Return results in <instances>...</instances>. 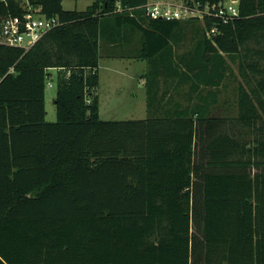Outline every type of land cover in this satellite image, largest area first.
Masks as SVG:
<instances>
[{"label":"trees","instance_id":"obj_1","mask_svg":"<svg viewBox=\"0 0 264 264\" xmlns=\"http://www.w3.org/2000/svg\"><path fill=\"white\" fill-rule=\"evenodd\" d=\"M63 1L0 0V23L63 22L27 51L0 43V264H264V0H239L228 22L150 18L148 0ZM196 19L201 42L177 54L176 31ZM136 33L152 60L148 115L104 120L100 59ZM229 61L242 79L218 114Z\"/></svg>","mask_w":264,"mask_h":264},{"label":"rangeland","instance_id":"obj_2","mask_svg":"<svg viewBox=\"0 0 264 264\" xmlns=\"http://www.w3.org/2000/svg\"><path fill=\"white\" fill-rule=\"evenodd\" d=\"M93 1L94 0H64L63 6L67 10H85L93 3ZM22 2L27 4L28 0H22ZM226 2L230 3L231 0H226ZM32 8L36 10L34 7ZM182 27H184L185 31L177 30L175 36H178V34L184 35V32L186 33V40L183 42L186 45L180 49V51L183 52L192 49L196 43L201 42L199 35L202 33L204 26L202 19H196L189 20L187 25H183ZM200 36L203 38V33ZM174 42H177L176 37H174ZM132 62L133 64L130 66L124 59L114 60L105 58L103 51V57L101 59L100 66L102 82L101 87L98 89L100 98V115L102 119H140L147 116L144 97L146 91L145 81L147 75L145 72L147 71L149 63L148 61H141V67L138 68L134 65L135 62L133 60ZM229 67L230 68L227 70V76L224 79L221 91L218 93L220 100L215 105L217 109L216 113L218 114L229 115L233 112L237 103V87L242 78L240 77L238 64L236 62L229 61ZM51 73L52 77L48 78L46 86V119L48 121H55L57 119L55 98L57 93L56 77L58 70L51 69ZM117 78H120L122 81L121 86L114 85V82L117 80ZM162 86L164 89L165 85L163 84ZM129 88H131L132 92L136 94L135 98L131 96V91H129ZM184 88L187 89L188 86L185 85ZM172 90L175 91L174 88Z\"/></svg>","mask_w":264,"mask_h":264},{"label":"built area","instance_id":"obj_3","mask_svg":"<svg viewBox=\"0 0 264 264\" xmlns=\"http://www.w3.org/2000/svg\"><path fill=\"white\" fill-rule=\"evenodd\" d=\"M239 0H231L211 6H201L199 3H191L187 0H148L143 5L145 13L150 18H161L166 20L188 19L193 17L204 18L205 16L217 15L224 22L239 15ZM118 10H121L119 6ZM59 16H46L40 13L28 12L23 19L6 17L0 23V43L13 47H22L26 51L35 45L48 31L61 25ZM214 26L210 33H216ZM12 66L8 73L14 72ZM0 75V81L2 80Z\"/></svg>","mask_w":264,"mask_h":264},{"label":"crops","instance_id":"obj_4","mask_svg":"<svg viewBox=\"0 0 264 264\" xmlns=\"http://www.w3.org/2000/svg\"><path fill=\"white\" fill-rule=\"evenodd\" d=\"M136 34L137 35H136V38L135 39H133L130 43L125 44V46H124L125 49L124 50H119V52L121 54L115 55L113 57H109V56H106L105 55V58L114 59V60L115 59H118V60L124 59L126 62H128V64L130 66H132L131 64H133V62H132V60H133L135 62L134 65L137 66L138 68L141 67V63H140L141 61H144V62H147L148 61V63H149V66L147 68V71H148L149 68H150L151 61L152 60H150L151 58H148V57L143 56V52L141 51V49L144 47V43H141V36H140V34L139 33H136ZM175 49H176L177 54L183 53L182 51H180L181 48H178L177 47ZM164 56H165L164 53L163 54H159L157 56V60L162 59ZM101 59H100V66H101ZM134 59H136V60H134ZM124 67H127V66H124ZM147 71L145 73H148ZM99 75H100V83H99V88H100L101 87V82H102L101 67H99ZM111 75H113V74H111ZM114 85H119V86L122 85V81L120 80V78H117V80L114 82ZM129 91H131V96L133 98H135L136 97V94L134 92H132V89L131 88H129ZM146 91H145V97L144 98H145V110H146V113L148 115L149 108H148V103H147V92ZM99 100H100V98H99Z\"/></svg>","mask_w":264,"mask_h":264},{"label":"water","instance_id":"obj_5","mask_svg":"<svg viewBox=\"0 0 264 264\" xmlns=\"http://www.w3.org/2000/svg\"><path fill=\"white\" fill-rule=\"evenodd\" d=\"M194 18H199V17L196 16V17H194Z\"/></svg>","mask_w":264,"mask_h":264}]
</instances>
